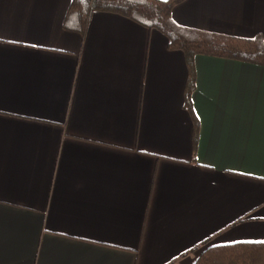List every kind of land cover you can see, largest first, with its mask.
Wrapping results in <instances>:
<instances>
[{"label": "crops", "instance_id": "0c3cea01", "mask_svg": "<svg viewBox=\"0 0 264 264\" xmlns=\"http://www.w3.org/2000/svg\"><path fill=\"white\" fill-rule=\"evenodd\" d=\"M70 0H0V264H190L264 240V66ZM178 26L264 41V0H180Z\"/></svg>", "mask_w": 264, "mask_h": 264}, {"label": "trees", "instance_id": "16d2710c", "mask_svg": "<svg viewBox=\"0 0 264 264\" xmlns=\"http://www.w3.org/2000/svg\"><path fill=\"white\" fill-rule=\"evenodd\" d=\"M179 1L70 0L64 25L83 34L91 13L105 11L127 17L148 30L162 32L167 37L168 47L179 49L185 55L188 67L187 104L193 89L192 59L195 55H211L264 66V41L259 36L241 38L176 25L170 18V10ZM190 264H264V240L209 245Z\"/></svg>", "mask_w": 264, "mask_h": 264}]
</instances>
